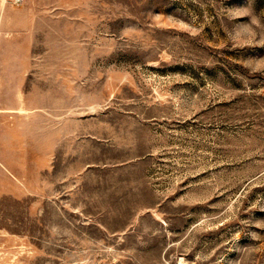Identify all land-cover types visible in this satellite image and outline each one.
I'll return each mask as SVG.
<instances>
[{"label": "rangeland", "instance_id": "rangeland-1", "mask_svg": "<svg viewBox=\"0 0 264 264\" xmlns=\"http://www.w3.org/2000/svg\"><path fill=\"white\" fill-rule=\"evenodd\" d=\"M0 264H264V0H6Z\"/></svg>", "mask_w": 264, "mask_h": 264}, {"label": "crops", "instance_id": "crops-1", "mask_svg": "<svg viewBox=\"0 0 264 264\" xmlns=\"http://www.w3.org/2000/svg\"><path fill=\"white\" fill-rule=\"evenodd\" d=\"M6 0H0V16L2 14L3 8L6 5Z\"/></svg>", "mask_w": 264, "mask_h": 264}, {"label": "built area", "instance_id": "built-area-1", "mask_svg": "<svg viewBox=\"0 0 264 264\" xmlns=\"http://www.w3.org/2000/svg\"><path fill=\"white\" fill-rule=\"evenodd\" d=\"M24 1L25 0H11V2L16 5H21L22 3H24Z\"/></svg>", "mask_w": 264, "mask_h": 264}]
</instances>
